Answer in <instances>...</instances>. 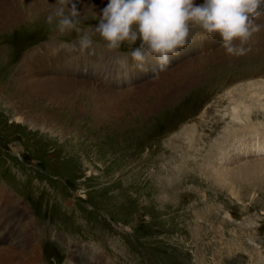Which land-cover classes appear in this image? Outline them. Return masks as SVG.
Wrapping results in <instances>:
<instances>
[{
    "label": "rangeland",
    "instance_id": "374dc122",
    "mask_svg": "<svg viewBox=\"0 0 264 264\" xmlns=\"http://www.w3.org/2000/svg\"><path fill=\"white\" fill-rule=\"evenodd\" d=\"M55 2L5 0L0 6V187L29 208L42 231V262L64 264L76 250L83 261L82 252L94 247L112 264H264V155L250 151L254 136L264 143V47L248 48L247 59L235 62L219 34L209 36V46L177 56L158 76L208 54L201 74L194 71L176 91L169 83L162 93L142 97L152 108L139 102L124 114H102L96 95L87 93H136L153 74L136 70L126 79L116 61L131 60L139 41L109 52L93 32L106 2L77 1L81 33H60L46 23ZM84 32L93 54L67 52L77 60L60 70L61 56H69L64 47L77 49ZM193 33L202 35L198 28ZM30 68L84 86L67 91V101L23 88L15 73L23 79ZM246 70L261 74L242 77ZM251 103L257 104L250 113ZM239 132L253 143H241L242 156L229 145ZM11 220L0 222V248L12 227L31 226L27 216Z\"/></svg>",
    "mask_w": 264,
    "mask_h": 264
},
{
    "label": "clouds",
    "instance_id": "9594fccd",
    "mask_svg": "<svg viewBox=\"0 0 264 264\" xmlns=\"http://www.w3.org/2000/svg\"><path fill=\"white\" fill-rule=\"evenodd\" d=\"M262 15L264 0H204L202 4L195 0H108L93 32L105 42L109 52L139 41L130 53L133 68L143 73L151 71L156 78L168 70L172 57L195 42L193 28L202 33L199 40L219 34L220 47L229 56L246 55L245 45L258 30L254 21ZM83 19L77 0H56L46 23L60 33H81ZM77 44L81 54H93V40L88 32L80 35ZM73 50L77 49H68ZM127 61L124 57L116 63L127 69Z\"/></svg>",
    "mask_w": 264,
    "mask_h": 264
},
{
    "label": "bare ground",
    "instance_id": "6f19581e",
    "mask_svg": "<svg viewBox=\"0 0 264 264\" xmlns=\"http://www.w3.org/2000/svg\"><path fill=\"white\" fill-rule=\"evenodd\" d=\"M77 1H79L80 2L79 4H81V5H89V6H94V5L101 4V3L104 4L105 2H106L105 4L108 3V0H77ZM203 2H204V0H195L196 4H202ZM4 3H5V0H0V6H2ZM254 23L256 26H258V30L253 34V36L250 39V41L248 42V44L245 45L246 49H248V48L256 49L259 47H264V15L256 18ZM198 36L199 35H196L193 33L192 38L195 40V42L189 43V45L186 47L187 49L184 48L181 50V54H183L185 52L197 51L198 47H200V46L204 47V46L210 45V43L207 42V40L197 39ZM68 49H70L68 46L64 47V51L66 52V54H67V52H71V51H68ZM77 50H78V46H77ZM211 52H216V51H211ZM250 53H252V52H250ZM260 53H264V52H260ZM181 54H180V56H181ZM195 54H197V53H195ZM67 55H69V56H65V54L61 56V60L59 62L61 65L60 66L61 68H59L60 70L69 69L70 66L72 67V65L75 63L73 60H77L76 57H74V59H73L72 55H70V54H67ZM83 55H86L85 52L83 53ZM207 55L208 54H206L205 56H207ZM205 56H201L198 59H189L186 62L182 63L181 65L177 66L176 68L170 70L169 72H166L161 76H158L157 79L152 78L149 81H146V83H144V85L136 93H131L132 91L124 90V89L121 90V92L124 91L123 93H120V91H119V93H116L114 89H107V91L97 92V93L96 92L87 93V94L96 95L94 97L93 101L95 102V105H101V107L104 108L102 110V112H103L102 114H104V113H111V114H117V115L118 114H124L129 109L138 107L139 102L142 103L141 102L142 97L148 96L150 93H153V92L158 93V94L162 93L163 92L162 88L165 85H167L169 83L175 84V91H176L180 88L181 84L184 81L192 80L196 77L193 74L194 71L201 74L198 71L201 67H203V65H201V63L203 61H205L206 59L210 58V55L208 56V58ZM227 56H228V58H231V59L239 58V60H233L235 62L247 59L244 56H241V57L240 56L239 57L229 56V55H227ZM30 57L31 56L29 55L27 60L23 61L24 66L27 65L26 62L30 61ZM260 57H261V55H260ZM175 58L176 57H172L171 63L175 60ZM150 66L151 65H149V67ZM46 70H49V69L47 68ZM258 71H259V69H258ZM44 72L45 71L41 70V69L30 68L29 74H31V75H28L26 78L21 79V77L19 78V70H17V72L15 73L16 83L19 84V82H20L21 86H23V88L34 89V90H37L39 92L43 91V90L51 91L55 97L65 98V101L68 100V99H66L67 91L73 90L77 86H84L83 83L68 82L69 84H66L63 81H55L54 76H48V75L44 74ZM74 72H75V70L73 69L72 75H74L73 74ZM257 72H255V71L250 72V71L246 70L242 73L240 72V74H242L241 75L242 77L243 76L249 77L253 74H258V75L261 74V73H257ZM124 74L126 75V79L130 78V77H128V75L131 76L132 74H136V75L138 74V72L132 66V60L128 61V67H127V69H125ZM262 74H263V72H262ZM119 75H120V73L118 72V76ZM193 76H194V78H193ZM237 76H238V74H237ZM24 80L27 81L28 83H23ZM69 80H72V79H69ZM55 82L63 83L65 87L64 88H58L55 86V84H54ZM253 85L256 86V88H261L263 86V82H256L255 81V83H253ZM18 87H19V85H18ZM86 89L88 91H94L95 90L94 88H92L90 86H89V88L86 87ZM171 89H173V87ZM239 95L240 96L246 95V93H245V91H241V93ZM48 97H50V99L54 98V97H52V95H49ZM243 98H245V97H243ZM261 100L258 104L261 103ZM142 104H144V106H146V108H152L155 106L154 103L148 104V105L147 104L145 105V103H142ZM256 104L257 103L247 104L248 109L250 110V113L252 112V109L254 108V106ZM98 113H99V111H98ZM250 113L247 114L246 116L237 117L236 119L242 121L245 117H249ZM17 120L19 121V116L17 117ZM254 140H255V144L253 145V143H249L245 138H243L242 132L237 133L235 138L230 139V143H229L230 146L236 148V151H232V154L233 155H241V156L244 154L243 145L241 144L243 142L248 146L253 145L250 148L251 152L252 151H255V152L258 151L259 152V153H256V155H251V156H258L261 154L264 155V143L259 142L257 140L256 136H254ZM246 157H247V155H246ZM21 202L22 201L19 200V204L17 203L16 197L15 198L13 197V195L11 194V191L9 189H7L6 187H0V222L3 219L5 220L4 224H7L10 219H12V220L16 219V221L21 222L23 219V216H27V217H29V222L31 224V226L26 224V226L20 227V229L17 226L12 227V229H10V231H9L10 234H5L2 236L5 238L6 241H7L8 235H10L11 238L8 240L9 243L7 246L0 248V264H46V262H44V261L42 262V255H41L42 254L41 253L42 252V246L39 245V243H41V242H38L39 238H40L39 234L42 231L40 229H36L34 227V224H33L34 218L32 215H30L29 208H24L21 205ZM12 220L10 222H12ZM21 225L22 224H20V226ZM3 229L0 230V234H3V232H4ZM5 230H7V229H5ZM16 232H17V235H16ZM19 238H21V241L18 244H16L15 240L19 239ZM82 250H84V249H82ZM86 250L87 249H85L84 252ZM77 251H79V250H76V253L73 254L72 256H70V258L64 264H112L111 262H108L107 259L106 260L101 259L99 257V253L97 252V250L94 247L87 250L86 253L82 252V254L84 256H87L86 258L83 259V261L75 258L76 254L80 255V252L77 253ZM253 264H255V263H253Z\"/></svg>",
    "mask_w": 264,
    "mask_h": 264
}]
</instances>
